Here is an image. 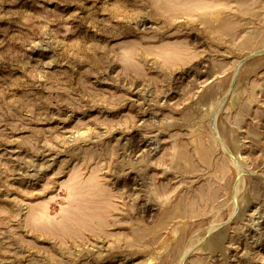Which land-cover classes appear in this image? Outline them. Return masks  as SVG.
I'll use <instances>...</instances> for the list:
<instances>
[{
    "label": "rangeland",
    "instance_id": "obj_1",
    "mask_svg": "<svg viewBox=\"0 0 264 264\" xmlns=\"http://www.w3.org/2000/svg\"><path fill=\"white\" fill-rule=\"evenodd\" d=\"M0 264H264V0H0Z\"/></svg>",
    "mask_w": 264,
    "mask_h": 264
},
{
    "label": "bare ground",
    "instance_id": "obj_2",
    "mask_svg": "<svg viewBox=\"0 0 264 264\" xmlns=\"http://www.w3.org/2000/svg\"><path fill=\"white\" fill-rule=\"evenodd\" d=\"M186 250H187V251L189 250V246L185 249V251H186Z\"/></svg>",
    "mask_w": 264,
    "mask_h": 264
}]
</instances>
